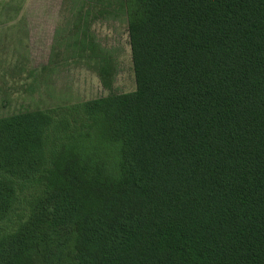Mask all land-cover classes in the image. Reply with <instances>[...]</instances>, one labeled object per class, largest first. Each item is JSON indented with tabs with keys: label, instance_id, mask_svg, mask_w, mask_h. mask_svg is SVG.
Segmentation results:
<instances>
[{
	"label": "trees",
	"instance_id": "1",
	"mask_svg": "<svg viewBox=\"0 0 264 264\" xmlns=\"http://www.w3.org/2000/svg\"><path fill=\"white\" fill-rule=\"evenodd\" d=\"M69 3L51 58L109 93L0 117V264H264V0Z\"/></svg>",
	"mask_w": 264,
	"mask_h": 264
},
{
	"label": "rangeland",
	"instance_id": "2",
	"mask_svg": "<svg viewBox=\"0 0 264 264\" xmlns=\"http://www.w3.org/2000/svg\"><path fill=\"white\" fill-rule=\"evenodd\" d=\"M69 9V0H0V117L108 95L93 69L78 61L51 58L55 32ZM91 29L115 57L113 91L133 92L125 20L100 19Z\"/></svg>",
	"mask_w": 264,
	"mask_h": 264
}]
</instances>
